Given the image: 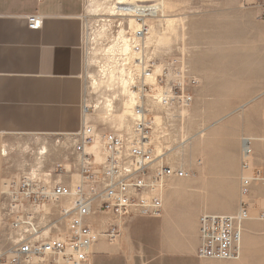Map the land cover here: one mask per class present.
Masks as SVG:
<instances>
[{
  "label": "built area",
  "instance_id": "obj_1",
  "mask_svg": "<svg viewBox=\"0 0 264 264\" xmlns=\"http://www.w3.org/2000/svg\"><path fill=\"white\" fill-rule=\"evenodd\" d=\"M27 21L32 29L42 25L38 14L28 15ZM142 24L146 31L147 25ZM137 49L141 51L142 46L137 45ZM138 61L132 88L140 95L131 115V128L107 123L102 130L91 120H82L77 130L40 134L33 141L35 146L26 152L29 157L18 168L19 176H10L4 182L0 214L20 238L0 253V264H28L33 258L49 257L70 264H87L91 248L100 240L110 244L119 240L128 216L161 214L169 180L191 176L189 170L165 162L164 147L170 128L168 120L157 119L156 112L188 106L193 101L189 88L198 80H180L184 70L178 68L175 59L164 64L155 81L149 82L147 77L156 72V61L153 57ZM172 71L175 76L169 79ZM93 110L85 104L84 114ZM157 145L162 147L161 151ZM253 156V139L244 136L240 188L243 196L249 194L254 184L264 182V171L254 168ZM75 175L79 176L76 184ZM64 199L70 201L72 209L61 204L57 209L59 217L70 218L66 229L61 232L54 222L41 226L57 214L52 210L42 213L38 207L59 204ZM107 217L113 221L105 223ZM249 218L248 203L244 200L235 214H202L197 256L217 260L240 258L243 223ZM259 219L264 220V211ZM43 227H49L47 236H41Z\"/></svg>",
  "mask_w": 264,
  "mask_h": 264
},
{
  "label": "rangeland",
  "instance_id": "obj_2",
  "mask_svg": "<svg viewBox=\"0 0 264 264\" xmlns=\"http://www.w3.org/2000/svg\"><path fill=\"white\" fill-rule=\"evenodd\" d=\"M117 1L84 0V95L85 103L94 107V110L88 113L87 118L83 114V120H91L105 130L107 120L102 115L107 114L108 98L112 99L114 112L122 113L124 110V102L129 96L120 88L118 79L122 73L117 72V77L111 82L110 71L105 73L104 70L112 65L107 48L118 38L119 31L124 28L126 37L131 36L128 20L131 17L136 18L139 23H147L148 31L142 41L146 44L147 55L153 57L161 69L164 64L176 59L178 68L184 67L180 80L186 81V78L192 77L198 80L195 85L197 90L201 89L200 95L203 98L198 109L206 119L229 111L227 107L235 104L236 96L222 92L219 80L221 75H231L233 71L246 74L249 65L253 63L255 52H264V0H159L164 3V13H148L142 17L125 15L122 11L118 12V8L114 11L112 8ZM136 2L139 5H151L157 1ZM166 17L176 19V30L169 29ZM164 34L169 35V41H159ZM119 57L120 55L117 56V61ZM132 62L138 63L137 55L133 54ZM123 64L115 63V66L121 69ZM174 76L175 72L172 71L169 79ZM128 120L122 126H128ZM109 125L115 126L112 121ZM199 139L200 137L197 142ZM34 146L32 141L17 142L14 153L6 157L9 162L14 157L16 168L14 173L1 174L0 206L4 201V182L10 176H19L18 168L29 157L26 152ZM166 148L168 147H164ZM197 158L192 161L198 169ZM185 166L190 168L188 162ZM200 180L199 175L174 178L165 188L164 208L160 215H130L115 244L100 240L106 242L107 248L112 251L111 255H107V264H264V220L259 219V214L264 211V195H261L264 194V183L243 196L239 186L235 187V182H227L229 187L225 189H212L200 187L203 184ZM78 181L79 176L75 175L73 183ZM243 200L248 203L250 217L253 216V227L243 237L241 257L233 260L199 258L197 248L200 243L201 215L235 214ZM65 201L69 200L50 204V209H46L44 205L38 207L42 213L52 210L57 214L55 218L41 223V226L57 222L61 232L66 229L70 218L59 217L57 209ZM223 206H230L232 210L222 211ZM112 221V218L107 217L105 223ZM19 238L17 231L0 214V253L8 250ZM28 264L70 263L49 257L44 260L33 258Z\"/></svg>",
  "mask_w": 264,
  "mask_h": 264
},
{
  "label": "crops",
  "instance_id": "obj_3",
  "mask_svg": "<svg viewBox=\"0 0 264 264\" xmlns=\"http://www.w3.org/2000/svg\"><path fill=\"white\" fill-rule=\"evenodd\" d=\"M83 11L84 0H0V184L1 174L15 171L14 157L10 162L6 157L14 153L17 142L82 125ZM30 14L41 16L40 28L28 26ZM219 86L235 94L236 101L218 117L201 114L203 98L196 85L189 88L193 101L185 108L157 110V119L168 120L170 128L164 160L189 170V177L199 175L202 188L225 189L229 181L241 188L244 136L253 139L254 168L264 171V52H255L246 74L221 75ZM111 253L107 243L99 241L87 264H107Z\"/></svg>",
  "mask_w": 264,
  "mask_h": 264
},
{
  "label": "bare ground",
  "instance_id": "obj_4",
  "mask_svg": "<svg viewBox=\"0 0 264 264\" xmlns=\"http://www.w3.org/2000/svg\"><path fill=\"white\" fill-rule=\"evenodd\" d=\"M136 1H142V2H147L150 0H118L115 4V7L112 8L114 11L118 8V12L122 11L125 13V15H130V16H139L142 17V15H148L149 14H159V12H163L164 13V3H162L159 0H155L157 1L155 4H151V5H139ZM123 6H121V5ZM97 6H99L97 4ZM124 13H121L124 15ZM165 16V15H162ZM129 24H130V30H131V36L126 37V33H125V29L122 28L119 33H118V38L115 39V41L113 42V44H111L108 48H107V54L109 55L110 60L112 61V65H110L104 70L106 71L105 73H107V71H110V80L111 82L115 80V78L117 77L116 73H122V76H119V83H121V91L129 96V99L126 100L124 102V110L122 113H116L113 111V102L112 99L108 98L107 99V114H103L102 118H104L105 120H107V123L109 124L110 121L113 122V124L115 126L113 127H117V128H121L122 125H124L125 120H128L129 125L128 126H122L123 128H131V115L133 113V109L135 107L136 101H137V97L140 95L139 92L137 90H134L131 86L132 83L134 84L136 82V72L139 68V58H146V59H150V57L147 55V51H146V44L143 43L142 39L143 37L147 34L148 28L145 29L143 28V24L139 23L137 21L136 18H129ZM165 21L168 24L169 29L172 30H176V19L172 18V17H166ZM145 24H147L145 22ZM139 31H142V33H139ZM131 38V39H130ZM141 41H139V40ZM148 39V38H147ZM150 39V37H149ZM169 35L168 34H164L161 35L159 38V41L162 42H167L169 41ZM137 45H141L142 46V50L140 51L139 49H137ZM133 52V53H132ZM134 55H137V62H132V57ZM120 55V57L118 58V61L116 60L117 56ZM123 60V61H122ZM123 62V68L119 69L118 67L115 66L116 64H119ZM159 65H156V72L153 73L152 75H149L147 77V81L149 82H154L155 78H156V74L159 73L160 71H162L161 67ZM182 69H184V67H181ZM160 70V71H159ZM126 72V73H125ZM125 73V76H124ZM94 84H98L97 82H94ZM168 114V113H167ZM182 115V114H181ZM87 116H89L88 113H86V118ZM162 120V119H161ZM130 121V122H129ZM120 127H118V126ZM177 140V139H176ZM157 148L159 151L162 150V147L157 145ZM64 207L68 208L69 210H71L72 206L70 205L69 201H65V203H63ZM50 207V206H49ZM48 206H45L46 209H50ZM45 209V210H46ZM231 207L230 206H223L222 211H231ZM253 219V216H251L244 225V229H243V237L245 235H247L253 227V223L251 222V220ZM53 223V222H52ZM57 223V222H54ZM48 226V225H47ZM57 226H59V224H57ZM60 227V226H59ZM43 231L44 233L41 234V236H47L49 234V227H43ZM19 240H15V243H18ZM36 260V259H35Z\"/></svg>",
  "mask_w": 264,
  "mask_h": 264
}]
</instances>
